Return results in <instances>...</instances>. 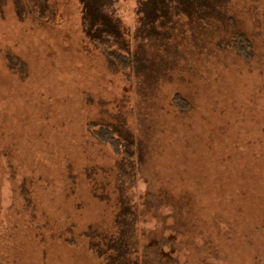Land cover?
I'll use <instances>...</instances> for the list:
<instances>
[{
    "label": "rangeland",
    "instance_id": "374dc122",
    "mask_svg": "<svg viewBox=\"0 0 264 264\" xmlns=\"http://www.w3.org/2000/svg\"><path fill=\"white\" fill-rule=\"evenodd\" d=\"M200 1L115 0L129 66L82 0H0V264H105L122 218L133 264H264V0Z\"/></svg>",
    "mask_w": 264,
    "mask_h": 264
},
{
    "label": "trees",
    "instance_id": "16d2710c",
    "mask_svg": "<svg viewBox=\"0 0 264 264\" xmlns=\"http://www.w3.org/2000/svg\"><path fill=\"white\" fill-rule=\"evenodd\" d=\"M114 1L82 0L84 3L82 21L86 34L94 39L102 50L109 52L111 51L109 49L111 44H119L118 47L122 50H119V57H123L124 62L130 66L135 61L129 50H127L128 45L124 40L125 36L121 21L118 17H114L113 12L109 10ZM215 1L218 2V0H203V3L200 1L196 3V6L203 7L204 12L206 10L211 12L215 9ZM176 3H178V0H139L138 12L142 14L143 27L152 32L154 29L153 24L158 23L161 13L174 10ZM205 7H208V9H204ZM101 8H108V10L103 11ZM232 45L235 50L245 57L251 55V42L245 34L236 32L233 36ZM96 125L91 122L89 128L99 140L113 146L118 154L129 153L130 141L123 137L117 128L102 125L100 128L95 129ZM122 213H124L123 209L119 214ZM121 221L122 226L120 228L116 226L115 232L110 233L107 230L105 233H101L95 231V235L93 236L95 240L91 238L90 244L96 247L97 254L105 258V264H133V259L131 258V252L134 248L132 242L133 230L126 226L124 218Z\"/></svg>",
    "mask_w": 264,
    "mask_h": 264
}]
</instances>
